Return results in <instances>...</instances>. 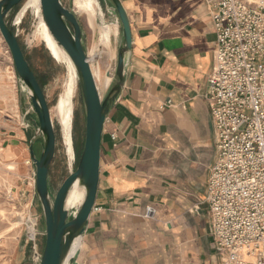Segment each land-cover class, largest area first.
Listing matches in <instances>:
<instances>
[{
  "label": "crops",
  "instance_id": "crops-1",
  "mask_svg": "<svg viewBox=\"0 0 264 264\" xmlns=\"http://www.w3.org/2000/svg\"><path fill=\"white\" fill-rule=\"evenodd\" d=\"M120 1L132 49L124 89L103 134L96 200L101 210L91 215L75 264H221L207 202L217 159L208 100L217 39L208 5L206 0ZM81 26L88 51L90 37L100 51L101 27ZM110 27L99 62L103 72L113 70L123 42L121 25ZM33 133L21 114L0 117L1 177L11 190L19 227L8 245L7 264H29L32 253L21 216L38 208L29 148ZM112 134L118 136L115 143ZM147 208L154 218L146 217ZM42 244L39 237L38 248Z\"/></svg>",
  "mask_w": 264,
  "mask_h": 264
},
{
  "label": "built area",
  "instance_id": "built-area-1",
  "mask_svg": "<svg viewBox=\"0 0 264 264\" xmlns=\"http://www.w3.org/2000/svg\"><path fill=\"white\" fill-rule=\"evenodd\" d=\"M206 3L217 39L208 96L217 139L207 197L211 233L221 264H264V0ZM0 195L12 202L1 169ZM154 216L147 208L146 217ZM21 217L36 261L39 219Z\"/></svg>",
  "mask_w": 264,
  "mask_h": 264
},
{
  "label": "water",
  "instance_id": "water-1",
  "mask_svg": "<svg viewBox=\"0 0 264 264\" xmlns=\"http://www.w3.org/2000/svg\"><path fill=\"white\" fill-rule=\"evenodd\" d=\"M24 1L0 0V33L11 53L18 78L20 114L34 130L29 148L35 167L37 204L43 219L41 230L38 222L39 237L43 238V244L38 248L36 261L32 249L29 264H75L79 246L74 253L73 249L76 244L80 245L96 205L104 129L109 113L125 86L126 58L132 49V32L120 0H96L97 24L100 27L120 24L123 32L111 84L102 96L77 14L62 0H40L49 32L75 67L85 117L84 139L76 167L53 195L50 173L57 149L56 129L44 90L9 22L10 15ZM37 143L41 146L40 156L34 151ZM74 189L84 191V198L75 213L67 208L69 196Z\"/></svg>",
  "mask_w": 264,
  "mask_h": 264
},
{
  "label": "rangeland",
  "instance_id": "rangeland-1",
  "mask_svg": "<svg viewBox=\"0 0 264 264\" xmlns=\"http://www.w3.org/2000/svg\"><path fill=\"white\" fill-rule=\"evenodd\" d=\"M67 2L69 7L78 13L80 23L84 25V28L86 26H90L91 28L97 26V4L96 15L93 19L94 24L91 25L88 22L87 17L82 12L75 9V0H68ZM9 22L20 43L24 46L25 52L28 56H32L34 50H36L34 57L31 58L33 68L44 83V93L50 106L51 117L57 133L56 155L50 173L51 192L55 195L65 180L74 171L78 152L84 139L85 117L78 77L77 74L72 75L71 68L66 62L57 61L48 50L45 42V33L42 30V23H45V21L41 10V4L32 5L29 4V0L24 1L10 15ZM100 39L101 41L98 42L99 49H101L100 51H97L98 49L96 46H93L94 43L92 44L91 37L89 42L91 48L90 55L92 56L91 62L94 71L100 66L99 62H101L100 60L103 55L102 50L104 46H109L110 42H104L101 36ZM44 49L48 51V55L45 53ZM18 87V78L11 53L0 33V117L14 113L20 117ZM70 87L72 88V92L69 91ZM105 94L106 92L104 95ZM61 100L64 101V107L68 106L73 110L72 139L74 155H71L68 152V147L62 134L60 118L56 112L58 103ZM34 151L36 155H41V146L38 143L34 146ZM8 189L10 190V188ZM78 193L79 192L76 193V196ZM76 196L73 213L76 212L81 204L79 201L76 202ZM13 207L14 206L11 202L0 197V242L2 243L1 251L4 254L6 264L9 257H11L10 253L12 249L8 245H10V242H14L19 229L18 220L16 219ZM38 208L34 205L32 210L34 214L40 216L43 225L40 208Z\"/></svg>",
  "mask_w": 264,
  "mask_h": 264
},
{
  "label": "bare ground",
  "instance_id": "bare-ground-1",
  "mask_svg": "<svg viewBox=\"0 0 264 264\" xmlns=\"http://www.w3.org/2000/svg\"><path fill=\"white\" fill-rule=\"evenodd\" d=\"M29 4L32 5H39L40 0H29ZM75 9L77 11L82 12L88 19V22L93 25V19L96 15V0H75ZM43 24V32L45 33V42L47 45L48 50L51 52L52 56L59 62H66L70 66V70L72 72V75H76V70L71 62L68 55L64 52L62 48H60L57 44V42L52 37L51 33L49 32V29L47 27L46 23ZM101 38L104 42L110 41V35H111V27L110 26H103L100 29ZM90 58L92 60V56L90 55ZM96 82L99 88V91L101 95L103 96L105 91L107 90L112 77V69H109L107 72H103L100 66L95 69L94 71ZM74 78V77H73ZM69 91L72 92V88H69ZM71 94V93H70ZM56 112L60 118V125L62 127V134L63 138L66 142V145L68 147V152L71 155H74L73 151V139H72V128H73V110L71 107H64V101L61 100L58 103ZM6 186V185H5ZM79 192L76 196V193ZM75 196H76V202H82L84 198V193L82 190L74 189L68 199L67 202V208L71 211L74 210V203H75ZM4 214V213H2ZM6 218V217H5ZM13 226V225H11ZM11 230V229H10ZM32 230V229H31ZM81 243V242H80ZM79 246V243L75 245L74 249H77Z\"/></svg>",
  "mask_w": 264,
  "mask_h": 264
},
{
  "label": "trees",
  "instance_id": "trees-1",
  "mask_svg": "<svg viewBox=\"0 0 264 264\" xmlns=\"http://www.w3.org/2000/svg\"><path fill=\"white\" fill-rule=\"evenodd\" d=\"M15 32V31H14ZM21 44V43H20ZM21 46H22V48H23V50H24V52H25V49H24V46L21 44ZM44 51H45V53L48 55L49 53H48V51L46 50V49H44ZM34 54L36 53V50H34V52H33ZM25 54H26V58H27V60L29 61V63H30V65L32 66V68H33V63H32V57H34V54L32 55V56H28V54L25 52ZM33 70H34V68H33ZM34 72H35V74H36V76H37V79H38V81L40 82V84H41V86H42V88H43V90H44V83L41 81V79H40V77L37 75V73H36V71L34 70ZM46 79H48V78H46ZM46 81V80H45Z\"/></svg>",
  "mask_w": 264,
  "mask_h": 264
}]
</instances>
